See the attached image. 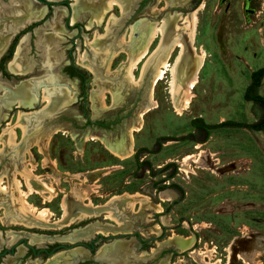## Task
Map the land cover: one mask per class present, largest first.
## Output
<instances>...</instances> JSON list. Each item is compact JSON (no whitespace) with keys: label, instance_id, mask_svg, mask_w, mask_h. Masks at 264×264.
Listing matches in <instances>:
<instances>
[{"label":"rangeland","instance_id":"rangeland-1","mask_svg":"<svg viewBox=\"0 0 264 264\" xmlns=\"http://www.w3.org/2000/svg\"><path fill=\"white\" fill-rule=\"evenodd\" d=\"M80 1L87 5L97 4V7H102L105 2ZM68 2L75 3V0ZM198 3H201L202 7L197 11L198 22L193 45L194 51L202 48L205 56L195 81L188 89L192 97L182 114H177L173 108L171 94L172 82L178 84L179 89H183L186 84L185 81L179 82L175 79L172 69L182 47H176L169 56L168 67L153 85L151 97L149 88L160 50L147 60L141 77L143 63L134 70L136 83L129 82L122 74L120 67L126 60V54L123 52L112 59L108 72L101 68L98 53L91 47L95 34L100 35V45L114 48L119 45L121 37L125 39L127 36L129 25L141 19L145 24H154L165 31L163 38L161 34L156 37L148 50L153 51L161 40L166 45L176 32H180L184 42L182 60L190 59L193 55L185 33L175 31L174 25L180 23L178 13L185 15ZM44 7L43 4L35 2L36 10ZM110 14L114 16L107 35L105 27ZM92 15L88 8L80 11L77 18L82 29L64 23L66 12L62 18H50L51 22L40 21L35 39L30 43L28 37L23 45L24 51L22 46L21 59L29 71L21 78H29L27 80L31 81L32 91L37 98L32 108H14V111L5 109L4 121L0 120V132L8 126L7 122L10 125L15 121L19 110L27 114L32 113L37 121L29 126L24 136L21 133L20 139L17 134L16 149L2 150L0 176L4 180L1 184L8 187L11 174L9 170L13 164L32 161L35 164L33 173L52 185L57 194L53 201L46 204H38L39 200H42L38 194H32L28 201L40 208L35 206L37 212L44 210L46 215L52 212L50 220L53 217L62 218L60 201L74 186L82 187L90 194L89 200H81L79 204L91 201L93 206L97 205L95 211L98 210L102 214L96 219L107 223H113L108 219L102 220L108 217L110 204L106 207L102 205L110 196L140 193L150 200L149 206L145 208L141 207L140 203L135 204L132 211L141 208L139 214H117V218L125 225L126 220L123 218L129 217L132 231L141 232L142 236L147 238L148 247L156 246L160 242L156 240L153 244V240L148 241L151 233H155L154 236L162 234L163 239L172 235H192L193 240H196L194 248L184 256H177L176 252L172 256L169 254L170 251L182 250L175 242H171L162 245L161 251L165 253L163 256L160 257V253H156L145 263L144 260L132 256V264H161L163 261H170L169 264H210L216 260H219L217 264H253V257L257 258L260 264H264V246L260 254L254 253V250L250 252L252 256L242 253L246 251V246L254 245L253 238H242L240 232L241 228L247 227L250 232L256 231L264 235V130L219 127L210 129L209 136L204 141L203 134L191 125V120L195 117H201L208 124L224 120L249 123L260 118V108L244 100L243 92L249 83L251 71L264 65V0H130L123 13L115 6L111 13L103 18V23L87 29ZM44 36L53 38L52 51L62 54L59 60L51 62L47 52L41 47ZM33 43L36 44L33 46ZM80 53L86 54L94 66L98 65L96 74L78 63ZM71 64L83 74L82 79L66 68ZM68 72L71 77L64 74ZM49 77L52 79L49 80ZM81 83L83 91L80 90ZM53 87H67V90L74 93L75 99L65 106L55 107L50 112L37 114L40 110H45L46 106H50L48 101L41 100L42 89ZM0 89L4 92V85L0 86ZM100 91L104 94L105 107L100 103ZM258 92L264 96V77ZM2 108L5 107L1 106V114ZM95 121L113 123L108 128H103L95 125ZM30 128L34 130L28 136ZM15 130L18 132L20 129ZM50 132V140L44 148V154L39 153L37 147H32L37 146L34 145L35 139L41 143L42 138ZM90 135H96L98 139L82 141L84 136ZM161 137L169 139L161 140L159 145L157 140ZM99 138L112 143L122 142L123 152L127 151L131 143L130 157H115L103 146ZM20 144L23 149H19ZM27 148L30 153L26 152ZM45 154L56 162L55 168L50 163L43 164ZM142 160L150 163L152 172H157L168 162H174L176 173L173 179L160 183L163 174L172 172L173 167L153 176L147 166H137L138 161ZM215 162L218 164L215 165ZM82 173L86 174L81 175ZM17 178L23 182L20 175H17ZM172 182L183 188V196L178 195L173 199V191L163 190L165 201H159L162 208L159 214L162 216L159 221H148L153 218L152 214L156 209L154 202L158 201L162 192L158 195L157 185ZM22 189H26L24 185ZM5 198L4 201L8 202L9 197L6 195ZM168 198L170 199L166 200ZM7 204L9 205L4 206V214L8 215L9 220L17 218L13 217L11 212L12 203L9 201ZM85 204L80 207H85ZM103 210L106 212L103 213ZM203 223L206 227L195 230L196 224ZM34 226L44 227L41 223ZM18 227L23 231H31L21 225ZM120 227L117 226L116 229L115 226V230L105 227V230L116 233ZM118 236L121 235L117 234L116 237ZM234 238L235 244L231 245ZM121 239L129 242L132 255L139 253L136 237ZM204 244L213 248L211 258L203 257L201 260L194 257L193 250L201 249Z\"/></svg>","mask_w":264,"mask_h":264},{"label":"bare ground","instance_id":"bare-ground-1","mask_svg":"<svg viewBox=\"0 0 264 264\" xmlns=\"http://www.w3.org/2000/svg\"><path fill=\"white\" fill-rule=\"evenodd\" d=\"M129 1L130 0H105L104 5L102 7H97V4L93 5L92 3H89L87 5L80 0H75V3H72L71 23H75L80 11L88 8L89 10H91L93 14L92 20H90L86 26L87 29H90L95 25H99L100 23H103L104 22L103 18L107 16L109 13H111V10H113L115 6H118L121 10V13H123ZM14 4H15L14 5L15 9L10 11L8 15L0 16V55L5 49L7 43H9L8 41L11 34L16 30L18 26H20L25 20L42 16L45 12V8H40L39 10H36L32 6V2L30 0H21L19 2L15 1ZM201 7L202 4H200L197 8L193 9L192 11L188 12L185 15L178 13V20H180V23L174 25L175 31H184L185 33L186 41H188L189 48L193 55L190 59L186 58L185 60H182L184 42L181 40L183 36L180 35V32H176L166 45H164L163 41L161 40V42L157 44V46L155 47V49H153V51L148 50L156 37H158L161 34L163 38V36L165 35V31L164 29L162 30V28H157L154 24H145L141 19L129 25L128 27L129 31L126 34L127 36L125 37V39L121 37L119 41V45L114 48L113 47L111 48L109 45H103V46L100 45L99 43L101 42L98 41L100 39V35L95 34L91 47L94 49L95 52L98 53V60H99L98 63L100 64L101 68L106 69V71L108 72L109 65L112 59L122 52L125 53L126 60L122 62L120 69L122 70V74H124L125 78L129 82L136 83L137 80L136 77L134 76V70L138 68V65L140 63H143L140 74L141 77L144 68L147 64V60L160 50L161 52L160 56L155 61L154 64L155 67L154 76L152 77L151 85L149 88V95L151 97L153 85L158 79L162 77L164 70L167 69L168 67L169 56L176 47L178 46L182 47V51L177 57L174 67L172 69H174L173 71L175 73V79H177L179 82L185 81L186 84L183 89H179L180 86H178V84H175V82H172V89H171L173 108L175 109L177 114H182L183 110H185L188 103L191 101V97H192V93L188 92V89H190L193 82L195 81L196 74L205 56L204 50L202 48H199L198 50L194 51V45H193L196 34V26L198 22L197 11ZM65 12H66L65 7H55L53 9L54 18L55 19L60 18L63 14H65ZM110 15L111 16L105 27L106 30L108 31L107 35L109 34L110 25L113 22L112 18L114 16L113 14ZM127 37L129 39H127ZM26 39H27L26 35L23 34V37H21L18 45L16 46L14 57L8 62V69L11 72L26 73L28 71V68L25 67L21 59L23 54L22 46L26 42ZM52 40H53L52 37L49 38L48 36H44L41 42L43 45L46 46L47 56L51 62L53 60L54 61L59 60L62 55L60 52L54 53L52 51ZM85 40L87 42L86 38ZM78 63L82 67H85L92 73L96 74L97 72L96 67L98 65L94 66L92 60L88 59L86 54L84 53L79 54ZM50 79L52 78L49 77V80ZM66 88L53 87V88L42 89L41 100L44 102L48 101L50 106L51 105H54L55 107L65 106L66 104L73 102V100L75 99L74 93L69 89L67 90ZM36 98H37L36 94L32 91V83L29 80H23L13 87H8L7 85H4V92L2 96H0V109L1 106L9 109L13 104H17L19 106H26L30 108L31 106L34 105ZM99 99L101 106L105 107L106 104L104 102V94L102 91H100ZM32 115H33L32 113L27 114L26 112L19 110L17 112L15 121L10 123V125L9 122H7L8 126L4 127L0 132V154L4 149H11V148L16 149V146L18 144L17 143L18 136L15 129L17 128L20 129L22 135L24 136L27 133L29 126L33 122L37 121L35 120L36 117L34 118V115L33 116ZM50 136H51V132L42 138L41 143L38 142V139H35L34 145H37L40 153L44 154V148L48 145ZM87 139H98V137L95 135H90L89 137L84 136L82 138V141H86ZM99 140L103 144V146L115 157L121 159L130 157L131 143L127 151L123 152L122 142L113 141L114 143H112L102 138H99ZM26 152L30 153L29 148L26 149ZM46 154L45 157H43V164L50 163L51 166L55 168L56 162L46 157ZM26 161H21V163L19 162L20 164L18 165L16 163H15L16 165L13 164V167H11V170H9L11 174L9 175L10 182L8 187L1 184L3 183L4 179L2 176H0V205L8 206L9 204L7 203L10 201V203H12L13 205V209L11 211L14 214L13 217H19L25 221L27 220V218L30 219L29 222H23L22 219H20L21 221H19L18 218H12L11 220L13 223L24 224L25 226H34L37 225V223L40 225L41 223V225L43 224V226H46V224H49L48 222H50L49 217L50 215H52V212H49V215L44 214L43 212L44 210L42 212H37V208L35 207L34 204L28 201V198L32 194H38L42 198L43 202L47 203L53 201V199L56 197L57 192L52 185L46 183L40 177H38L33 173V170L35 169V164L32 161H28V162ZM27 164H29V166H27ZM85 174L86 173H82L81 175H85ZM17 175H20V177L23 179V182L17 178ZM74 175L76 176L78 174H74ZM55 181H57V178H55ZM23 185L26 188L25 190L22 189ZM164 192L165 191H162L160 193V198L162 200L165 199L163 197ZM6 195L9 197L8 202L4 201L6 200L5 198ZM89 199H90V194L87 190H84V188L82 187H77V186L72 187L71 190L67 194H65L61 200L63 215L61 219L55 222V225H59V227H63L88 217L98 216L100 211L97 210L98 208L96 209L97 211H95V208L98 206L96 207L93 206L91 201H88L87 204H85V207H80L79 205L76 204V203L79 204L81 200H89ZM138 203L141 204V207H145V206H149L148 204H150L151 202L145 195H142L140 193H133V194L123 193L118 196L114 195L110 197V199L107 200V202L104 205H102V207L103 206L106 207L107 205L110 204L109 207L110 211H108L109 212L108 217L113 221H115L116 229H117V226L120 227L124 224L122 221L118 220L117 214H123V213L139 214L141 212V208H139L138 211L136 210L132 211L133 206L135 204L137 205ZM155 204H156V210L160 211L161 206L158 203ZM100 224L97 222L89 224V226L86 229H79L74 231L72 233L73 234L72 236L74 237L80 236L85 231H90V232L102 231L103 229L102 227H100ZM204 227H206V224L204 223L196 224L195 230H200ZM241 231L244 235L243 238H249V239L253 238V245H254L253 247L252 245L246 246L247 249H244L246 251H243L242 253H244V255L251 254L252 250H254V253L260 254L261 253L260 251L264 246V235L256 232H250V230L247 227H243ZM14 236H17V233H14ZM167 241L175 242L179 247V249L182 250L192 248V245L194 243L192 235L191 236L172 235L167 239ZM235 241L236 240L234 238L232 240V243L230 244L231 245L235 244ZM114 246H116L114 250H117V247L119 249L123 248V247L121 248V246L118 244H115ZM20 252L21 249L19 250V253ZM72 252L80 253L81 251L80 249L77 248V250ZM213 252H214L213 248H208L206 247V244H204V246L201 249H195L192 252V254H195L194 257L196 256L199 259L203 260V257L211 258ZM69 256H70L69 253H60L53 259H50L46 264H62L67 259H69ZM253 260H252L254 262L253 264H260L257 258L253 257ZM179 261L183 262V260H179ZM218 262L219 260H216L214 263H210V264H217ZM35 264H39V263H35ZM165 264H167V261H165Z\"/></svg>","mask_w":264,"mask_h":264},{"label":"flooded vegetation","instance_id":"flooded-vegetation-1","mask_svg":"<svg viewBox=\"0 0 264 264\" xmlns=\"http://www.w3.org/2000/svg\"><path fill=\"white\" fill-rule=\"evenodd\" d=\"M15 1L19 2L21 0H0V7H1L0 8V16L8 15V13L10 11L15 9V6H14ZM30 1L32 2V6L35 7V2L37 0H30ZM56 1H64V3L61 5H57V4L46 5L43 2L37 1V2H39L45 6L44 7L45 8L44 14L40 17L25 20L11 34L9 41H8L9 43H7L5 49L3 50V52L0 55V83H1L0 86L7 85L9 87H13L16 84H18L20 79H26L24 77L21 78V76H24L28 73V71H29L28 67H27L28 71L26 73H23L24 75L23 74L18 75V73L11 72L8 69V62L14 57L16 46L18 45L21 37H23V34L26 35L27 39L29 37V42L32 43V41L35 39L34 37H36V34L38 33L37 25L40 23V21L51 22L50 18L55 19L53 17L54 6L66 8V18H65V22H64L65 24L70 25V26L76 25V27L79 26L82 29V26L78 24V18L76 19L75 23H71L72 3L68 2V0H56ZM199 4H201V3H198L195 8H197L199 6ZM62 16L60 18H62ZM35 44L36 43H33L32 45L34 46ZM24 47L25 46H23V51H24ZM41 47L43 48L44 51H46V49H45L46 47L44 45H41ZM66 68L69 69L71 72H73L76 75V77H80L81 79L83 78V74L79 70H77V68L74 65L71 64ZM64 74L66 76L71 77L69 72L64 73ZM4 78H6V79H4ZM27 79H29V78H27ZM80 90L83 91L82 83L80 84ZM1 93L3 94L2 90H1ZM38 95H39V93H38ZM32 107L33 106H31L30 108H32ZM14 108H28V107L19 106V105L14 104L9 109L8 108H2V114H1L0 120L4 121L3 120L4 119L3 114H5L4 113L5 109H8L9 111H14ZM8 115H9V113H7L6 118H8ZM12 117H14V116H12ZM88 123H91V122H88ZM93 123H95V125H100L103 128H108V126L110 124H112L113 122L103 123L100 121H95ZM0 124H1V122H0ZM32 130H34V128H30V130L28 132V136H29V134H31ZM16 132H17V130H16ZM17 134H18L19 139H20L21 138V131L19 130L17 132ZM205 140L206 139L204 138V141ZM32 147H37V146H32ZM20 148L23 149V145L21 147V144H20L19 149ZM38 152H39V150H38ZM169 164H171V165H169ZM214 164L216 165V164H218V162H215ZM137 166H139V167L147 166V169H149L148 171L151 172L153 174V176H155V174H157V173L163 172L164 170H166L170 167H173L172 172L174 171V173L172 174V172H170L169 174H163L162 179L159 180L160 183H164L166 181L173 179L174 174L176 173V167H175L174 162L166 163L164 166H161V168L159 170H157V172H152L151 165L147 160L146 161H144V160L138 161ZM42 176H44V175H42ZM175 186H178V188H182L180 185L175 184L173 182L169 183V184L157 185V189L159 190L158 195L161 191L166 190V189H170L171 191L174 192L173 199L175 197H177L178 195H179V197H182L184 194L183 188H182L183 192L181 193L179 191V189ZM59 192H61V191L59 190ZM110 197L107 200H109ZM169 199L170 198H168L166 200H169ZM106 201L103 204H105ZM159 201H165V200H162L159 196L158 201L157 202L153 201V202H154V204L155 203L159 204ZM48 203H50V202H48ZM32 204H34V203H32ZM38 204L41 205V204H46V203H44L43 200H39ZM84 204H78L77 203V205H79V206H82ZM5 206H7V205H5ZM95 206H97V205H95ZM36 207L38 209H40L38 206H36ZM10 208H7V209L10 210ZM45 208H47V207H45ZM60 208H61V201H60ZM3 210H4V206L0 205V264H35V263L46 264V263H48V261L50 259H53L54 257H56L60 253H69V255H70L69 259H67L62 264H132L131 263L132 256H134L135 259L144 260V263H145V261L153 258L156 253H160V257L163 256L165 253L163 251H161L162 247H163L162 245L167 244V243H171V242L167 241V239L169 237L166 239H163L162 234L161 235L157 234V236H154L155 233H151L152 236L149 237L148 241L153 240V244H155L156 240H159L160 242H159V244H156V246L148 247L147 246V243H148L147 238L146 237L144 238L142 236L141 232H139L138 230L132 231V229H131L132 226H130V222L128 221L129 217H127V216H125L124 218L122 217L124 220H126L125 225L120 227L121 229L119 230V232L115 233L112 231L105 230L106 229L105 227H110V228H112V230H115V226H116L115 221H113L109 217H104L102 220L108 219V220L112 221L113 223L102 222V221H99L98 219H96L102 213H99L98 216H94L92 218L88 217V218L80 220L74 224L72 223V224H69V225L63 226V227H59V225H55V222L60 217H57V218L53 217V218H51L50 222H48L49 224L47 226L39 227V226H25L24 224H20V223H13L11 220L8 219V217H7L8 215L4 214ZM102 212L105 213L106 210H103ZM161 212H162V208L160 211H157L156 209H154V212L152 214L153 218L149 219L148 221H154V220L159 221V217L162 216L159 214ZM53 215H55V214L53 213ZM17 218L19 219V221H20V219H22L19 217H17ZM4 221H7V222L5 223ZM22 221L24 222L25 220L22 219ZM29 221H30V219L27 218V220L25 222H29ZM93 222H97L99 224L101 223L100 227H102V229L105 232H102V231H91V232L85 231L80 236H76V237L72 236L73 235L72 233L75 230L86 229L89 226V224H91ZM8 223H10V224H8ZM19 225H21L25 228L31 229V231H26V230L23 231V230H21V228L18 227ZM161 226L163 228L165 227L163 224H161ZM8 227H11L12 229L11 228L6 229ZM241 230H242V228L240 229V232L242 233ZM64 231H66L67 233H65ZM251 232H253V231H251ZM254 232H256V231H254ZM14 233H17V236H14ZM117 234H119L121 236L116 237ZM243 236L244 235L242 233V238H243ZM42 237H44V238L41 239ZM45 237H47L48 239H46ZM124 237H127V238L136 237L137 253L139 252L138 254L132 255L131 246H130L129 242L121 239ZM39 240H41V241H39ZM195 241L196 240H194V243H195ZM116 243L117 244L119 243L118 245H120L121 248L122 247L123 248L119 249L117 247V250H114L116 247L114 245ZM194 243H193L192 248H188L185 250H179V251H177V250L170 251L169 254H171V256H172L176 252V253H178L177 256H179V255L184 256L185 254L188 253L189 250H192L194 248ZM77 248L80 249L81 252L80 253L79 252L73 253L72 251L77 250ZM20 249H21V252L19 253ZM167 263L169 264L171 262L168 261ZM161 264H165V261H163ZM172 264H174V263L172 262ZM225 264H227V263H225Z\"/></svg>","mask_w":264,"mask_h":264},{"label":"trees","instance_id":"trees-1","mask_svg":"<svg viewBox=\"0 0 264 264\" xmlns=\"http://www.w3.org/2000/svg\"><path fill=\"white\" fill-rule=\"evenodd\" d=\"M263 77H264V65L251 71L249 83L247 84L243 92L244 100L250 101L251 103H253L254 105L260 108L261 116L258 120L249 123L239 122L234 120H224L216 124H208L204 122L201 117H196L191 120V125L199 132H201L205 139H207L210 129L219 128V127H239L253 131H263L264 130V96L258 92ZM163 139L168 140L169 138L161 137L157 140V144H160L161 140ZM171 139H175V138H171ZM173 173L174 171L172 172V174ZM175 187L178 188V186ZM178 189L181 193L183 192L182 188H178Z\"/></svg>","mask_w":264,"mask_h":264},{"label":"water","instance_id":"water-1","mask_svg":"<svg viewBox=\"0 0 264 264\" xmlns=\"http://www.w3.org/2000/svg\"><path fill=\"white\" fill-rule=\"evenodd\" d=\"M37 1H40V2H43L44 4L46 5H50V4H57V5H61L64 3V1H56V0H37ZM145 74V73H144ZM22 75V74H20ZM24 75V74H23ZM23 80H27V79H20L19 82L23 81ZM18 82V83H19ZM55 108L54 105H51V106H46L45 110H40V112H38L37 114H44L46 111H51ZM96 136V135H95Z\"/></svg>","mask_w":264,"mask_h":264}]
</instances>
